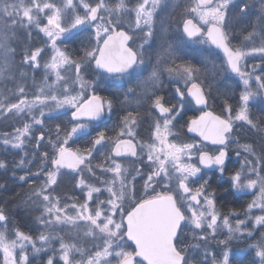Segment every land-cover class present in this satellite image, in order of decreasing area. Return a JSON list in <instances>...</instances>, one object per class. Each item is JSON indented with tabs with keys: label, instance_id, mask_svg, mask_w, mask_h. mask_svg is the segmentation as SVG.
<instances>
[{
	"label": "snow or ice",
	"instance_id": "1",
	"mask_svg": "<svg viewBox=\"0 0 264 264\" xmlns=\"http://www.w3.org/2000/svg\"><path fill=\"white\" fill-rule=\"evenodd\" d=\"M169 7L180 10L174 38L156 28ZM127 17L134 21L131 32L124 30ZM34 29L47 38L44 56L43 47L14 46L21 30L30 36ZM160 31H167L162 24ZM77 41L79 47L68 50ZM199 44L209 48H192ZM220 52V71L235 73L244 86L235 110L225 100L224 115L209 110L211 88L204 85ZM38 69L43 79L37 85ZM165 73L171 96L164 91ZM29 79L38 90L31 98ZM0 85V118L21 121L0 144L24 157L28 145L39 150L15 163L28 171H13V177L34 185L26 203L41 209L33 237L18 228L10 233L0 207L3 264H36L41 254L42 264H264V119L250 112V102L264 104V0L175 6L170 0H0ZM101 88L119 95L102 96ZM117 104L126 111L109 134L100 126ZM193 105L200 114L185 126L200 139L185 142L174 129ZM142 108L151 117L146 141L137 134ZM62 116L70 117L66 124L46 127V120ZM237 122L260 134L261 143H241ZM83 139L89 140L83 149L69 144ZM230 151L239 167L226 177L229 187L258 192L234 223L230 217L240 214L219 210L212 176L204 171L224 180ZM8 168L0 159V169ZM63 169L77 174L83 200L57 194ZM0 189L7 190L2 182Z\"/></svg>",
	"mask_w": 264,
	"mask_h": 264
},
{
	"label": "trees",
	"instance_id": "2",
	"mask_svg": "<svg viewBox=\"0 0 264 264\" xmlns=\"http://www.w3.org/2000/svg\"><path fill=\"white\" fill-rule=\"evenodd\" d=\"M134 23L132 17L125 18L124 21V30L130 31L131 25ZM238 27V26H237ZM131 32V31H130ZM35 34V33H34ZM31 32V35L28 36L25 32L20 31L18 33V38L16 41V46L19 50H23L25 48H35V47H45V39L39 37L36 38V36ZM160 34H166V32H160ZM86 42V41H85ZM79 47V41H77L74 44L68 45V50H71L73 48ZM36 74H39L36 72ZM40 75V74H39ZM205 86H209L211 88L210 94H211V100L215 103L220 104L222 100H224V96H220L219 94V85H217V81H215L214 75L207 73L205 75ZM163 80L165 82V78L163 77ZM36 84L40 83L41 80H39L38 77H35ZM8 88H11L9 85H7ZM231 85H229V88H226L224 83L221 86L220 85V92H229L238 94L239 92L232 91L230 89ZM27 88L28 92L32 93L34 92L35 87L33 86L32 80L29 79L27 81ZM111 91V90H110ZM99 93H102L103 96H106L109 98V95L111 92H105L99 90ZM217 106V105H216ZM238 106H236L237 108ZM114 121L106 122L105 124L101 125V130H104L105 128L108 129L110 125L115 126L119 124L120 117L124 114L126 111L125 107H122L121 105H115L114 107ZM145 111V110H144ZM263 111V110H260ZM256 119H264V114H254L252 115ZM70 119L69 116H62L61 119L58 120H46V127L53 128L55 124H66L68 120ZM144 120V118L142 119ZM21 125V121L19 119L8 121L5 119H0V130L3 132H13L14 127H19ZM109 132V130H108ZM94 134V133H93ZM39 151V150H37ZM36 149L34 152H37ZM21 158L31 159V154L29 157H24L23 153L18 155L16 158H8L6 156H0V159L7 160L9 163V168L7 170L0 169V182L4 183L7 190L0 189V207H3L5 212L9 216V232L11 233L12 229L18 228L21 231H24L33 237H36L39 234L40 225L37 222V217L40 215L41 209L31 204L30 202L26 201L28 200V195L31 191V187H34V185H30V183H23L18 181L15 177H13V171H15L16 175H22L25 174L28 169H20L15 168L14 165L16 162H18ZM37 160L32 159V165L36 164ZM31 166V165H30ZM34 170V169H33ZM65 172H68V175H64ZM85 176L87 177L88 174L85 173ZM76 177L77 174L67 171V170H61V176L58 180V187H57V194L61 197H69V196H77L81 200L84 199V196L81 195V190L76 187ZM33 178L29 177V181H31ZM230 187H225V185H222L219 189V198L221 199L220 202L222 204V207L227 208V206L230 205L231 209L238 208L239 200L233 198V195L231 191L227 194L226 190ZM232 195V196H231ZM42 257L43 254H41L40 257L36 258V264H42ZM0 264H3V255L0 253Z\"/></svg>",
	"mask_w": 264,
	"mask_h": 264
},
{
	"label": "flooded vegetation",
	"instance_id": "3",
	"mask_svg": "<svg viewBox=\"0 0 264 264\" xmlns=\"http://www.w3.org/2000/svg\"><path fill=\"white\" fill-rule=\"evenodd\" d=\"M238 27H239V25H238ZM234 42L238 44L237 41H234ZM217 51H219V50H217ZM219 56L221 57V56H223V54L220 52ZM206 72L214 75L215 81H217V85H219L218 86L219 87V94H220V96H224V100H222V102L220 104H218L216 102V105H217L216 106L215 103L211 100V94H209L210 95V99H209L210 108H209V110H212L215 114L224 115L225 113L223 112V105H224L225 100H227L228 103L232 104V107L235 110L236 106H238V104H239V97H240L241 93L234 94V93H229V92H220L221 91L220 85L221 86L223 85L222 84L223 77H222V73H221L220 69H215L213 72L207 70ZM228 74H229V76L232 75L230 72H228ZM173 90H174L173 85L169 81H165L164 82V91L169 96H171L174 93ZM113 96H114V94L109 95V98H112ZM260 110H263V111H260ZM141 111L144 113V115H143L144 120H141V125L139 128H137V134H138V137L140 139L146 141L149 137V127L151 124V117L147 115V113L144 111L143 108L141 109ZM250 112H251V115L261 114V113L264 114V104L258 103V104H256L255 107L250 106ZM199 114L200 113L197 111V106H195V105H193L191 107V109L187 111L186 114H184V113L181 114L182 118L180 117V119L178 120L179 123L176 125L175 129L179 133L180 137L182 136L183 141L191 142V140L193 138H196V140L199 141L200 138L195 137L194 134H192V133H188L186 126H185L186 122L188 120H190V118H194L195 116H198ZM113 121H114V116L112 115L110 118H108L107 122L112 123ZM237 127L239 129V131L237 132V138L241 143L247 142V143H255L257 145H259L261 143L260 134H258L254 129H251L250 126H248L246 124H242V122H237ZM112 128H113L112 125H110L108 127L109 134H112L111 133ZM4 133H11V132H0V136H2ZM41 143L43 144L44 142H41ZM207 147L211 151V150H214L215 147H217V146L208 145ZM34 150L35 149L31 145H28L27 151L29 152V154L33 153ZM20 154H21L20 150H9L6 153L3 152V155L8 157V158H16ZM229 156H230V160L226 161L225 177L230 175L232 171L237 170L239 167L238 166L239 164L235 163V161H238L239 158L235 156L234 151H230ZM5 161H8V159ZM204 171L209 172V174L212 176V179L209 181V184H210L211 188L216 191L217 207L219 208V210L222 213L227 214V213L232 212V211L241 213L246 209L247 204L249 203V200H250L249 195L237 194L235 192V190H233L231 188L226 190L227 194L232 193L233 198L238 199L240 203L237 206L238 208H236V210L231 209L230 205L227 206V208H225V207L223 208L222 204L220 202L221 199L218 196L219 195V189L222 185H225V187H229L228 183L225 180L219 179V173H212L211 170H208V169H205ZM229 191H231V193H228ZM240 245H242V244H240Z\"/></svg>",
	"mask_w": 264,
	"mask_h": 264
},
{
	"label": "rangeland",
	"instance_id": "4",
	"mask_svg": "<svg viewBox=\"0 0 264 264\" xmlns=\"http://www.w3.org/2000/svg\"><path fill=\"white\" fill-rule=\"evenodd\" d=\"M57 2H59V0H57ZM129 2H130V5H133V4L136 3V0H129ZM170 2H171V4L173 6H175V5H178V4L183 3V0H170ZM179 12H180L179 9H177L175 12H173V8L172 7H169L168 10L163 14V16L160 17V19L157 21V24H156L157 32L160 34V32H161L160 31V27H161V24H162L163 25V28L166 29L167 31H166V34H161V35H165V36H167L169 38H174L175 36L179 35V33H177L175 31V27H176V25H177V23L179 21ZM44 23H46V21H44ZM21 31L24 32L23 30H21ZM130 31H132V29H130ZM136 31L138 32L139 30H136ZM32 33L33 34L35 33L34 35L36 36V38L41 37V38H43L45 40L47 39L46 37L43 36V33H40L38 30H35L34 29V30H32ZM235 41H237L238 43L240 42L239 40H235ZM159 43H160V41L157 40V44H156L157 47L159 46ZM43 48L45 49V52L42 53V56H44L45 53H47V52L50 51L46 47V45ZM192 48L193 49L206 50V49L209 48V45L208 44L192 45ZM199 59H200L199 55H195L194 58H193V63H197L199 61ZM212 59H213L214 63L216 64V67L215 68L220 69V65L217 62V58L216 57H213ZM249 59L251 60L252 63L259 64V62H260V58L259 57H254V58H249ZM207 69H214L213 68V65L212 64H209L208 67H207ZM249 70H251V69L249 68ZM36 72L39 73L41 75V77H43V71H42V69H38ZM226 73H228V72H225V75L227 76ZM257 74H259V73H257ZM37 75L38 74H36L35 77H37ZM205 79H206V77H204V85H205ZM236 82L241 85V88H242V91H243L244 86H243V83H242V81L240 80V78L238 76L236 78ZM4 83L6 85H9L11 88L13 87V84L10 81H5ZM252 86H253V88L256 87L255 82H253V85ZM0 87H3V85H0ZM36 93H38V92H36ZM28 94H29V98H31L34 93L28 92ZM251 103L258 104L260 102L259 101L250 102V106H251ZM0 119H2V118H0ZM177 119L179 120L180 117H178ZM174 131L176 133H178L176 131V129H174ZM178 135H179V133H178ZM179 137H180V135H179ZM174 138L175 137H170V139H174ZM180 139L183 140L182 136L180 137ZM193 139L196 140V138H193ZM193 139L191 140V142L193 141ZM7 148H8L7 146H4L3 144H0V154L3 151H6ZM235 163L238 164V161H235ZM98 174H99V172H98ZM92 180H94V182H95V178H92ZM224 180L227 182L226 177H225ZM237 194H247V195H249L250 200H249V203L248 204H250L252 202V200L256 198V195H258V192H255L254 193L253 191H247V192H242V193H237ZM248 204H247V206H248ZM246 209H247V207H246ZM245 210L243 212L239 213L240 214L239 217L231 216L230 217V222L231 223H234L236 219H238V218H244V212H245ZM252 211L255 214H261V210L259 208H254ZM249 223H251V221H249ZM226 235H227V232H226V230H224L223 236H226ZM81 242L82 243H85L84 241H81ZM244 243H246V242L245 241H234L233 242L234 245H236V244H242L243 245ZM211 247L215 248L216 246L215 245H211ZM2 255H3V253H2Z\"/></svg>",
	"mask_w": 264,
	"mask_h": 264
},
{
	"label": "water",
	"instance_id": "5",
	"mask_svg": "<svg viewBox=\"0 0 264 264\" xmlns=\"http://www.w3.org/2000/svg\"><path fill=\"white\" fill-rule=\"evenodd\" d=\"M131 42V41H130Z\"/></svg>",
	"mask_w": 264,
	"mask_h": 264
}]
</instances>
